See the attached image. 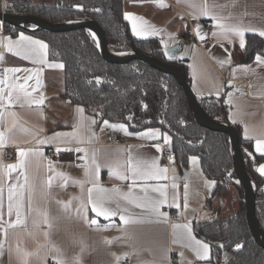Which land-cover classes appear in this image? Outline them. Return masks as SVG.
<instances>
[{"label": "crops", "instance_id": "crops-1", "mask_svg": "<svg viewBox=\"0 0 264 264\" xmlns=\"http://www.w3.org/2000/svg\"><path fill=\"white\" fill-rule=\"evenodd\" d=\"M8 1L2 0L4 5ZM32 1L35 5H50L71 0ZM125 14L132 17L125 16L132 33L134 24L139 30L141 20L156 29L134 36L157 38L168 60L186 61L196 96L223 98L230 122L240 128L241 136L262 157L255 168L264 178L259 171L264 167V47L250 63L233 61L234 49L245 47L248 34L264 39L259 34L264 31V0H127ZM217 20L225 28L243 32V36L224 32L216 26ZM21 34L46 48L20 41ZM6 38L12 41L11 52ZM176 45L180 50L172 58L166 50ZM31 48L39 54L24 59L25 51ZM63 69L62 62L50 59L44 40L26 31L11 35L0 27V81H4L0 87L7 95L9 85H16L13 95L21 98L13 105L5 99L0 106V132L5 137L0 147V264H57L58 260L65 264H214L211 245L197 229L215 211L221 217L238 212L240 195L235 185H228L225 195L211 200L216 183L203 171L193 178V156L185 169L176 158L162 159V152L171 149L169 133L158 127L133 131L125 123L89 115L82 106L63 97ZM107 130L122 142L109 143ZM20 151L28 156H19ZM50 152L52 159L47 158ZM21 161L23 167L19 166ZM14 165L17 167L10 168ZM133 169L137 170L135 177ZM117 175L125 178L118 179ZM10 186L14 193H21L14 195L11 215ZM90 188L94 189L93 200L103 198L104 209L115 215L107 219L96 215L88 199ZM100 188L106 191L100 192ZM261 190L264 192V184ZM174 195L178 207L173 205ZM17 203L22 221L19 225ZM136 204L146 207L138 208ZM153 204H159L163 215L149 210ZM121 216L138 222L125 224ZM174 225H189L192 236L208 245L206 259L198 258L194 249L199 246L186 239V229L174 230Z\"/></svg>", "mask_w": 264, "mask_h": 264}, {"label": "trees", "instance_id": "trees-1", "mask_svg": "<svg viewBox=\"0 0 264 264\" xmlns=\"http://www.w3.org/2000/svg\"><path fill=\"white\" fill-rule=\"evenodd\" d=\"M126 1L71 0L35 5L32 0H10L5 12L36 15L53 23L93 19L105 30L110 50L135 51L175 65L190 85L186 61L168 60L157 38L140 39L133 35L125 18ZM4 28L11 35L29 32L7 24ZM29 33L48 44L50 59L63 63V97L71 104L82 106L89 115L125 123L133 131L158 127L169 133L171 149L176 152L181 168L187 167L190 157L197 156L205 177L216 183L211 200L225 195L228 185H235L241 199L239 211L228 217H221L215 211L210 220L198 227V235L211 245L214 264H264V250L253 240L247 224L244 191L233 171L229 138L195 121L187 97L174 77L137 60L128 64L106 62L95 37L86 29ZM263 47L262 37L248 34L245 47L233 51L234 63L252 62ZM197 99L208 115L239 131L246 170L256 186V217L264 232V192L261 190L264 178L255 168L262 157L241 136L240 128L230 122L229 108L222 97L197 96Z\"/></svg>", "mask_w": 264, "mask_h": 264}, {"label": "water", "instance_id": "water-1", "mask_svg": "<svg viewBox=\"0 0 264 264\" xmlns=\"http://www.w3.org/2000/svg\"><path fill=\"white\" fill-rule=\"evenodd\" d=\"M0 21L4 24L16 26L29 32L47 31L64 33L86 29L93 36L94 33L98 35L99 40L95 39L98 43L101 56L106 62L110 64H128L137 60L174 77L187 97L195 121L208 130L221 132L228 136L233 157V171L244 191L243 200L246 208V218L249 231L255 243L264 250V232L262 231L256 217V186L246 170L245 159L240 148V133L235 127L225 121L214 119L208 115L199 104L197 96L193 92L184 73L179 67L135 51L125 53L127 55L124 57L118 56L117 53L119 52L110 50L108 39L103 27L93 19H79L53 23L36 15L8 14L1 11ZM179 50L180 46L176 45L167 49V54L172 58H175Z\"/></svg>", "mask_w": 264, "mask_h": 264}, {"label": "snow or ice", "instance_id": "snow-or-ice-1", "mask_svg": "<svg viewBox=\"0 0 264 264\" xmlns=\"http://www.w3.org/2000/svg\"><path fill=\"white\" fill-rule=\"evenodd\" d=\"M205 15H207V10H205ZM126 18H129V19H132L131 15L130 14H125ZM195 18V17H194ZM213 19H216L215 17H213ZM217 27L221 28L224 32H236L238 35H240L241 37L243 36V32L237 30V29H229V28H225V25L220 22L219 20H217V24H216ZM2 27V26H0ZM148 31H152V32H155L156 29L152 28L150 25H147V23L145 21H140V27H139V30L137 29V26L134 24L133 25V33L134 35H142L144 34L145 32H148ZM198 36H199V32L197 33ZM261 36H264V31L260 32L259 33ZM213 35H216V33H214ZM201 39H203V37H200ZM7 39V47H8V51H12L13 50V44H12V41L10 38H6ZM20 41H28L30 44L32 45H38L40 49H44L46 48V45L42 44L41 42L39 41H33V40H30L29 37H26L24 36L23 34H21L20 36ZM19 43V42H17ZM241 47H243V40H241ZM21 53L20 52H16V55H20ZM33 54H36L38 55V51L37 49L35 48H31V49H27L25 51V54H24V59H29V57ZM42 62V61H41ZM62 67V66H61ZM7 72H12V73H15V72H18L20 71L19 69H7L6 70ZM4 81H0V84H3ZM21 87V90H23V87ZM16 88L17 86L16 85H9V91H7V95H5V89L0 87V106H3V102L5 99H7L9 105H13L15 101H20V96L19 95H13V93L16 91ZM25 96L28 95V93L25 91L24 93ZM78 111H81L82 112V109H78ZM0 120H2V116H0ZM93 123H95V121H93ZM105 125H107V121L104 122ZM57 135H61V134H57ZM153 136L157 135V133H153L152 134ZM167 139V138H166ZM44 141H41V143H43ZM4 143H5V137H4V133L3 132H0V147H3L4 146ZM61 149H57V151L59 152ZM159 150V149H158ZM77 151H83L82 149H78ZM19 156L21 157H27L28 156V153L27 152H23V151H20L18 153ZM194 159V158H193ZM171 160V158H170ZM93 163H95V161H93ZM24 165V162L21 161L20 162V165L21 167H23ZM17 166H10V168H15ZM129 167L131 168V161H129ZM152 167H156L155 163H153ZM51 168L52 166L49 165V170L51 171ZM97 171H98V166H97ZM158 172L160 173H166L167 172V169H157ZM259 171L261 172L262 175H264V167L260 168ZM137 174V170L136 169H133V176L135 177ZM117 178L118 179H124L125 177H121L119 175H117ZM148 178H154V177H148ZM27 182V176L25 175V183ZM48 185L49 187H51V178L49 179V182H48ZM176 185L175 183L173 184V188H175ZM21 188H23V186H21ZM94 189H88V192H89V203L92 204V210L96 213L97 216H100V215H103L105 217V219L109 218V216L111 215H115V213H112V212H109L107 211L106 209H104L103 207V198H100V199H97V200H93L92 198V192H93ZM100 192H104L106 190L100 188L99 189ZM114 191H119L118 189L114 190ZM163 194V193H162ZM14 195L16 196H19L21 195L20 192H15L14 193V189H13V186H10L9 189H8V200H9V205H8V213L9 215L12 214L13 212V199H14ZM2 198H3V189L0 188V209H2L3 207V203H2ZM124 199H128V196H124L123 197ZM176 199L177 197L174 195L173 196V205L174 206H177L178 205L176 204ZM165 201H166V196H165ZM136 207L138 208H144L146 207L145 205L143 204H136ZM187 207V186H185V208ZM20 204L17 203L16 204V216H17V220H16V224L19 225V224H22V221H21V218H20ZM151 212L153 213H157V214H160V215H163L162 213H159V204H153L150 209H149ZM0 218H2V213H0ZM121 220L123 221V223L125 224H131V223H137L138 221L135 220V219H131V218H125L124 216H121ZM44 223H48V220H47V216L45 214V217H44ZM92 224H95L96 221L93 220L91 221ZM15 226V225H13ZM51 225L49 224V227ZM180 227H184L187 231V237L186 239L188 241H192L194 242L195 245H198L199 248L197 249H194L197 253V256L198 258H201V259H206L207 258V251H208V245L207 244H202L199 240H196L194 236H192V231H191V228L189 225H184V226H180V225H174L173 228L174 230L177 229V228H180ZM175 242V241H174ZM190 246V245H189ZM237 247H240L239 245ZM200 249L203 250V253L200 251ZM118 259V258H117ZM57 264H65V262L63 260H58L57 261Z\"/></svg>", "mask_w": 264, "mask_h": 264}, {"label": "built area", "instance_id": "built-area-1", "mask_svg": "<svg viewBox=\"0 0 264 264\" xmlns=\"http://www.w3.org/2000/svg\"><path fill=\"white\" fill-rule=\"evenodd\" d=\"M0 26H4V23L2 21H0ZM107 132H108L107 140H108L109 143H111V144H120L122 142L120 138L115 137L112 134L111 130H107ZM47 158L48 159H52L53 158V153H51V152L48 153ZM169 158H176V152L174 150H172V149L164 150L162 152V159L164 161H167ZM173 216L176 217L177 213H174ZM172 259H173V261H175L176 258L173 257Z\"/></svg>", "mask_w": 264, "mask_h": 264}, {"label": "rangeland", "instance_id": "rangeland-1", "mask_svg": "<svg viewBox=\"0 0 264 264\" xmlns=\"http://www.w3.org/2000/svg\"><path fill=\"white\" fill-rule=\"evenodd\" d=\"M8 6V3H6L5 5L3 4V2H2V11H4L5 12V8ZM119 53H122V54H125V53H129V52H119ZM166 53H167V50H166ZM167 141H169V140H167ZM194 158V159H193ZM191 166V170H192V174H193V178H195V176H197V175H201V173H202V170H201V165H200V161H199V158L197 157V156H193L192 158H191V164H190ZM176 166V165H175ZM174 166V169L175 168H177V167H175ZM238 181V180H237ZM238 191V190H237ZM238 193H239V191H238ZM240 201H241V199H240ZM239 211V210H238ZM235 212H237V211H235ZM234 214V213H233Z\"/></svg>", "mask_w": 264, "mask_h": 264}, {"label": "bare ground", "instance_id": "bare-ground-1", "mask_svg": "<svg viewBox=\"0 0 264 264\" xmlns=\"http://www.w3.org/2000/svg\"><path fill=\"white\" fill-rule=\"evenodd\" d=\"M94 36H95V38H96L97 40H99V37H98L97 34L94 33ZM117 55L120 56V57H124V56H126L127 54H120V53H117Z\"/></svg>", "mask_w": 264, "mask_h": 264}]
</instances>
